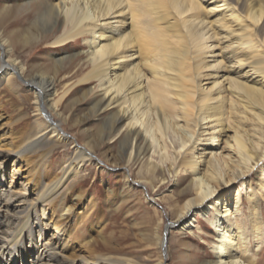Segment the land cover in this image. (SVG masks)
Wrapping results in <instances>:
<instances>
[{"label": "bare ground", "instance_id": "1", "mask_svg": "<svg viewBox=\"0 0 264 264\" xmlns=\"http://www.w3.org/2000/svg\"><path fill=\"white\" fill-rule=\"evenodd\" d=\"M76 40L84 48L52 60L49 71L38 64L26 66L14 47L43 41L59 48ZM22 81L32 92V119L27 121V112L20 114L23 127L8 155L21 158L40 147L46 155L59 148H71V153L46 181H41V166L28 167L26 198L11 191V199L20 204L10 213L13 222L0 227V264L17 260L7 256V249L29 264H138L117 251L111 237L103 238L105 225L97 228L96 239L70 233L77 223L91 227L105 215L94 206H79L88 166L97 164V147L104 149L105 165L125 166L128 172L136 165L141 178L134 183L139 186L155 187L156 177L165 171L173 179L188 175L183 197L169 203L171 219L159 238L161 250L166 252V235L174 230L195 229L204 240L200 233L208 228L207 220L214 236L208 244L211 253L194 264H260L264 0L0 2V92L5 87L20 96ZM77 88L84 89V100H92L82 117L61 110ZM93 115L96 130H79ZM64 123L77 127L88 141L78 143ZM4 165L5 157L0 170ZM69 196L74 204L67 203ZM38 205H48L52 223L37 226L41 235H49L42 250L33 242L25 245L26 236L33 240L31 219L37 218ZM57 236L65 240L60 246L52 240ZM68 245L75 249L67 253ZM46 249L56 255L55 262L47 259Z\"/></svg>", "mask_w": 264, "mask_h": 264}, {"label": "rangeland", "instance_id": "2", "mask_svg": "<svg viewBox=\"0 0 264 264\" xmlns=\"http://www.w3.org/2000/svg\"><path fill=\"white\" fill-rule=\"evenodd\" d=\"M22 1L0 0L1 4L20 3ZM14 47L16 55L25 62L26 66L38 64L40 67L44 68L45 66V68H48V71L52 60L55 61V59L61 58L65 54L72 55L84 48L81 40L68 42L59 48L45 44L43 41L32 43L26 48H22L21 45L16 43ZM68 63L69 60L65 61L64 66L66 67ZM65 70L68 69L66 68ZM57 89L58 92H61L63 89L62 83H58ZM19 90V93L23 94H21L22 99L20 98L21 95L17 96L12 90H8L5 87L0 92V116L4 118L0 122V160L5 157V165L0 170V227L2 228H6L9 223L13 222L14 215L10 213L15 211L20 204V199L17 201L11 199V191L20 194L21 199L29 195L31 187L30 183H28L29 181H27L29 178L26 176L27 170L30 169L28 167H33L34 163L38 164L37 166H41L43 168V172L40 174V177H43L41 181H46L52 173L56 172L54 171L55 168L65 156L67 157L71 153V148H59L52 151L50 155H46L44 149L39 146L40 148H34L33 152H27L21 158L8 155L9 150L18 143L19 135L17 132L23 127V123L19 118L20 114L27 112V121L32 119V92L28 90V86L23 81ZM84 92V89L77 88L69 93L62 102L61 110L66 113L72 111L82 117L83 112L87 110L89 101H92L88 97L85 100L83 99ZM64 126L65 132L71 137L73 136L78 143H83L87 140L86 138L82 139L77 127H72V125L67 123H64ZM79 127V130L83 129L91 133L97 127L96 117L94 115L90 116L83 123V126L79 125ZM103 150V147H97L94 150L93 161L97 164L88 166L87 178L82 183L81 194L84 196L79 206H85L84 210L94 206L93 209L103 210L105 215L99 218L91 227L89 225L83 226L81 223H77L76 220L71 222V224L77 223L78 227H73L70 233L74 232L73 235H80L81 239L86 241L93 238L96 239L98 238L97 228L100 225H105L103 238L105 237L108 240L111 237L113 240L112 246L117 251L132 257L138 264H157L159 260L165 264H194L211 253L208 244H211L210 241L214 239V236L212 234V226H209L207 220L203 221L208 225V228L202 227L203 233H200L204 240L200 239L195 229H193L194 233H180L174 230L166 235L165 240L168 245L166 252L159 248V238L166 233L165 223L171 219L169 203L172 200H180L183 197L189 179L188 175L177 176L173 179L171 174L165 171L156 177L155 187L150 184L148 186L144 184L139 186L134 183L136 179L141 178L138 175L136 165L130 166L129 172L125 166L113 167L111 162H109L110 165L109 163L105 165L101 161ZM125 177H127V180L125 179V182H128L127 187L123 184ZM161 177H166V179L160 181ZM161 182L164 183L160 184ZM160 185L161 187H159ZM223 191H220V194ZM73 198V196H69L67 203L72 204L75 202V200H72ZM152 200L155 201L153 202ZM47 206L38 205L37 218L32 216L31 223L35 232L33 240H28V237H25L26 246L33 242L37 246L42 245L41 247L39 246L41 250L44 249L43 247L46 245L44 244V238L48 239L49 235H41L37 226L52 224L48 219ZM80 207H77V209H80ZM68 225H70V222L65 223V231H69ZM52 240L58 246L62 244L61 242H65L61 236H57ZM2 241L0 238V243ZM73 246L75 247V245H68L66 248L67 253L75 249ZM43 251L47 259L52 262L56 261V255L52 254L50 250L46 249ZM6 253L12 259H17L12 264H18V260L19 264H29L27 262L23 263L24 257L20 253L16 254L17 257L14 256V252L11 249H7ZM27 258L32 263H36V259L32 254H29ZM260 260V264H264V258L262 257Z\"/></svg>", "mask_w": 264, "mask_h": 264}]
</instances>
